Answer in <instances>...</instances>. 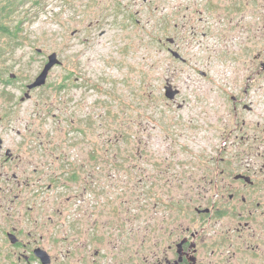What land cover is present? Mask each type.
<instances>
[{
	"label": "rangeland",
	"instance_id": "1",
	"mask_svg": "<svg viewBox=\"0 0 264 264\" xmlns=\"http://www.w3.org/2000/svg\"><path fill=\"white\" fill-rule=\"evenodd\" d=\"M40 1L17 16L32 15L20 41L0 36V137L15 155H0V264H41L25 259L36 220L45 226L37 237L45 235L53 264H61L56 235L64 226L57 218L44 222L51 218L46 204L74 189L66 192L61 182L49 188L48 140L71 155L87 153V139L94 140L99 176L109 170L111 201H128L138 213L158 200L166 164L178 182L205 164L213 169L221 149L234 148L223 144L234 138L231 95L251 84L257 113L247 121L264 115V75L249 81L253 55L264 49V0ZM52 53L61 63L25 97ZM168 85L178 90L174 99L165 94ZM138 225L139 219L132 236ZM9 232L28 246L12 244Z\"/></svg>",
	"mask_w": 264,
	"mask_h": 264
},
{
	"label": "flooded vegetation",
	"instance_id": "2",
	"mask_svg": "<svg viewBox=\"0 0 264 264\" xmlns=\"http://www.w3.org/2000/svg\"><path fill=\"white\" fill-rule=\"evenodd\" d=\"M260 18L258 30L264 31V15ZM252 63L254 75L249 81L254 83L264 75V49L253 55ZM251 86L231 95L235 117L229 133L234 138H226L223 144L230 142L234 148L221 149L213 169L205 164L203 170L178 182L169 175L171 164H166L167 169H160L158 200L144 202L138 213L131 212L128 201H111L106 189L109 170L100 175L106 186L98 187L94 140L87 139L91 145L87 153L75 155L54 139L48 140L44 152L54 159L49 165V188L61 182L66 192L74 189L64 201L46 204L45 213L51 218L44 222L57 218L64 226L65 232L56 235L61 264H264V115L263 121H247V115L257 113V104L248 97ZM0 155L15 159L4 140ZM106 162L113 166L114 160L106 157ZM137 219V236H132L131 226ZM35 222L37 228L29 232L30 255L25 259L42 264L35 249L50 252L42 243L45 235L39 232L37 237L45 226ZM13 244L25 246L19 238Z\"/></svg>",
	"mask_w": 264,
	"mask_h": 264
},
{
	"label": "trees",
	"instance_id": "3",
	"mask_svg": "<svg viewBox=\"0 0 264 264\" xmlns=\"http://www.w3.org/2000/svg\"><path fill=\"white\" fill-rule=\"evenodd\" d=\"M30 3L28 10L31 11V7L34 5H40V0H0V36L7 35L11 39L20 41V33L24 32V24L28 19H31L32 15H25L19 19L17 16L25 13L26 5ZM1 74V73H0ZM2 76V75H1ZM12 79V78H11ZM2 82L8 84L12 83V80H6L1 78Z\"/></svg>",
	"mask_w": 264,
	"mask_h": 264
},
{
	"label": "water",
	"instance_id": "4",
	"mask_svg": "<svg viewBox=\"0 0 264 264\" xmlns=\"http://www.w3.org/2000/svg\"><path fill=\"white\" fill-rule=\"evenodd\" d=\"M171 41H173V39ZM174 54L176 57H180L179 54H177V53H174ZM60 63H61V61L59 60L57 53H52L51 55H49L48 62L45 64L42 72L36 77V79L32 83H30L28 85V92H26L25 97H28L30 95L29 94L30 90L44 86L47 82V78H48L50 70L54 66H56ZM11 78H15V74H11ZM177 93H178V90L173 89L172 85H168L166 87L165 94L168 98L174 99L175 96L177 95ZM2 146H3V138L0 137V149L2 148ZM7 154H8V156H11L12 153H10L8 151ZM8 237H9L12 244L16 243L18 241V237L16 236V234H14L12 232H9ZM35 255L38 258H40L42 264H51L52 263V258L50 256V254L42 248L35 249Z\"/></svg>",
	"mask_w": 264,
	"mask_h": 264
}]
</instances>
